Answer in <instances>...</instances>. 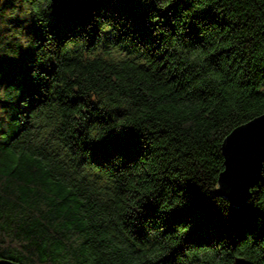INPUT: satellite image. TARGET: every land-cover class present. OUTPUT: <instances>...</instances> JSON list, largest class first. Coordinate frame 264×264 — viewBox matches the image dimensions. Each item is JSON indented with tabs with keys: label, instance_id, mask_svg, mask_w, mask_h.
<instances>
[{
	"label": "trees",
	"instance_id": "16d2710c",
	"mask_svg": "<svg viewBox=\"0 0 264 264\" xmlns=\"http://www.w3.org/2000/svg\"><path fill=\"white\" fill-rule=\"evenodd\" d=\"M263 17L264 0H0V258L264 264V176L248 202L207 189L221 136L264 112Z\"/></svg>",
	"mask_w": 264,
	"mask_h": 264
},
{
	"label": "water",
	"instance_id": "95a60500",
	"mask_svg": "<svg viewBox=\"0 0 264 264\" xmlns=\"http://www.w3.org/2000/svg\"><path fill=\"white\" fill-rule=\"evenodd\" d=\"M264 32V17L261 18ZM218 147L222 165L217 170L214 184L207 187L212 194H224L232 204L244 200L251 187L261 178L264 161V112L239 120L220 138ZM220 185V187H219ZM0 264H19L0 258ZM234 264H253L244 257L235 258Z\"/></svg>",
	"mask_w": 264,
	"mask_h": 264
},
{
	"label": "clouds",
	"instance_id": "9594fccd",
	"mask_svg": "<svg viewBox=\"0 0 264 264\" xmlns=\"http://www.w3.org/2000/svg\"><path fill=\"white\" fill-rule=\"evenodd\" d=\"M95 18H96V17H94V19H95ZM49 20H50V17H49ZM89 26H90V25H89ZM89 26H88V27H89ZM261 176H264V171L261 172ZM219 187H220V185H219Z\"/></svg>",
	"mask_w": 264,
	"mask_h": 264
}]
</instances>
